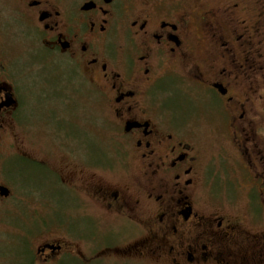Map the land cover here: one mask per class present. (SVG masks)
Segmentation results:
<instances>
[{
  "label": "flooded vegetation",
  "instance_id": "af4514ba",
  "mask_svg": "<svg viewBox=\"0 0 264 264\" xmlns=\"http://www.w3.org/2000/svg\"><path fill=\"white\" fill-rule=\"evenodd\" d=\"M9 1L13 15L4 30L16 34L22 25L34 41L21 53L40 45L48 59L66 56L71 72L65 77L61 66L38 60L22 65L32 78L18 75L0 52V104L10 93L14 100L0 116L13 110L29 142L84 168L78 182L63 181L50 165L12 151L42 175L31 198H17L28 214L17 235V264H135L111 262L105 252L117 240L131 249L142 234L144 244L154 242L157 264H264V0ZM35 90L50 96L52 108L73 109L96 140L106 129L118 165L88 160L86 132L63 134L69 125L60 114L57 129L29 124ZM92 105L103 122L81 112ZM202 132L220 137L212 153ZM84 170L90 173L82 176ZM50 174L73 192L75 204L69 201L63 215L54 192L40 185ZM222 185L242 194L227 203L244 207L243 221L239 211L199 208L207 188L215 196L207 189L209 202L221 201ZM56 224L69 249L45 242L35 251Z\"/></svg>",
  "mask_w": 264,
  "mask_h": 264
},
{
  "label": "rangeland",
  "instance_id": "374dc122",
  "mask_svg": "<svg viewBox=\"0 0 264 264\" xmlns=\"http://www.w3.org/2000/svg\"><path fill=\"white\" fill-rule=\"evenodd\" d=\"M12 15V6L10 4V1L6 0L5 2H0V27L2 26V31L0 28V52H2V60L8 66V68H10L11 70L18 68V75L25 74L26 76L31 77L30 73H24L22 65H28L29 63L38 60H46V66L48 68H53L52 65H56V67L61 66V68L65 71V77L68 76L71 72V69L70 65L68 64V58L66 56L60 55L55 57L54 59H48V51H46V49L40 45L37 46L36 49H34L33 51L27 52L25 55L21 53L27 51V49H30L32 43L29 44V42L33 40L28 37L25 32L22 33V25L15 27L16 34L4 30L9 27V24L6 22L5 19L11 17ZM3 31L6 32L4 33ZM56 73L63 74L60 72ZM34 78L36 77L34 76ZM6 85L10 87L8 84ZM10 89L12 90V88ZM42 96L43 95H41L40 92L35 90L33 97L30 99L31 101H33V103L36 104L33 105V109H31V112L34 114H32L28 119L29 124L36 126L39 129H42L43 127L49 129H57L55 127L57 125V117H54L60 114L67 118V121L64 122V124L66 123L69 125L61 127L63 134L66 132L69 133V135H74L79 134L78 132H80V134H84L86 132L87 138L90 140V142H88L86 146L87 155L93 156L92 159L88 160L100 158L104 160L103 162H106L111 166L118 165L116 153L109 152L108 144L110 143V139L108 131L106 129H103L102 132H99L100 138L102 139L96 140V135L94 133H92L91 131H86L89 129L86 126L85 121L81 119V116L79 114L76 117L73 116V109L52 108L50 96L45 95L44 99ZM97 108L98 107H95V105L89 107L85 106L84 109H81V112L92 114V117H95L99 122H103L102 119H99L100 116H98V118L96 116L99 111V109ZM12 111L13 110H9L8 112L3 113L0 116V125H4V128L0 130V184L6 185L11 190L10 196L6 198L0 196V264H17L16 258H19V256L16 257V255L18 250H21L23 246L21 243L18 242L17 235L20 234L19 232L22 229V223L24 221V219H22V213H24V211L21 212V204L18 199L13 198V194L16 191L13 185L10 184V181L14 182L15 180V185L17 186L19 182L36 183L39 181V178H42V175L36 167L28 166L25 161H20V164L18 166L17 162L15 163V160H12L11 155L23 152V154L43 164L50 165L51 168L60 176L63 181L65 180L70 182H78L76 179L80 173V170L84 169L78 162H74L64 153H57V151H55L54 153H48L41 145H36L37 143L32 144L31 142H29L26 139V135L22 134L21 131L19 132L16 119L14 116H12ZM101 115L108 119L110 117V112L108 108H104V110L101 112ZM68 119H70L71 122ZM207 128L205 127L206 132ZM206 132L201 133V143L204 145L207 151H210V153H212V145H214L215 142L217 143L220 137L210 136V134ZM41 133L43 141L46 142L47 137L45 135V132L41 131ZM221 141H224L227 148L230 150V147L226 142V138L223 137V140ZM12 151L15 154H13ZM84 155L86 156L85 151ZM5 159L7 160V162L4 161ZM128 161V159H124V162L127 163ZM89 173L90 172L84 170L81 175L87 176ZM31 177L33 178V180L31 179ZM81 182H83V180ZM40 185L43 189L46 190L49 188L50 191L54 192L53 199L55 207L60 210L61 215L64 214L65 205L67 206L69 201L70 204H75V200L71 196L73 192L70 191L67 187H63L62 185H60L53 174H50L49 178L45 180L43 179ZM92 188H94V186H92ZM207 189L209 192L211 191L209 188ZM207 189L204 193V199L201 201V203H199V208L201 209V211H206L207 214L212 213L213 211L214 213L222 214L230 213L225 212L227 210H231L234 213L239 211L237 213V217L239 220L243 221L244 207L234 204L230 205L227 203L229 198L232 200L240 198V196L242 195L241 193H238L234 190H229L222 185L221 188H218L220 190L219 196L221 201H218L216 202V204H214L215 202L211 203L208 201L209 197L207 194L209 193ZM215 190L217 189L215 188ZM19 191L23 192V194L25 196H28L29 198H31L32 196V190H30L27 185H24L22 188H19ZM211 193L213 195L211 196V198L214 199V193L212 191ZM18 195L20 197V194ZM253 204L257 208H260L257 202ZM261 205L264 207V204ZM24 214L25 219L28 220V217L26 216L28 215L27 212ZM139 218L142 223H146L147 218L145 216H140ZM57 224L55 231L49 232L51 234L45 233V236L36 240L35 251H37V247L41 246L45 242L62 243L67 249H69V242L65 241L66 239L64 238V236H62L64 233V229L59 230ZM32 229L34 230L36 229V227H32ZM133 229L135 230V235L139 233V227H133ZM140 237L135 238L137 241L135 240V243L130 246L131 249H126L123 248L121 245H118L122 244V241L118 242L117 240L114 246L109 251L105 252V256L111 257L108 259L111 262L118 260L125 261L127 259H131L135 264L159 263V260L153 257V254L150 250L154 248V242L152 240H149L150 245H146L143 243L145 237L141 239ZM151 246L152 248H150ZM76 251V253H79L80 248ZM56 255L59 256L60 253H56Z\"/></svg>",
  "mask_w": 264,
  "mask_h": 264
},
{
  "label": "trees",
  "instance_id": "16d2710c",
  "mask_svg": "<svg viewBox=\"0 0 264 264\" xmlns=\"http://www.w3.org/2000/svg\"><path fill=\"white\" fill-rule=\"evenodd\" d=\"M12 156V160L14 159L15 160V163L17 162V164H18V166H19V164H20V161H25L27 164H28V166H33V167H35L34 166V162L33 161H29L28 159H21L19 156H16V155H11ZM0 157H1V155H0ZM7 159V158H6ZM4 160V161H6L7 162V160ZM8 170V169H7ZM18 172H19V167H18ZM17 175V174H16ZM31 179L33 180V178L31 177ZM12 182V183H11ZM10 184L11 185H13V187H14V189H15V193L13 194V198H18L19 197V195L18 194H20V197L21 196H25L24 194H23V192H20L19 191V188H22L24 185H27V187L30 189V190H32L33 189V187L35 186V182H30V183H23V182H19V184L16 186L15 185V180H14V182L13 181H10ZM25 197H28V196H25ZM56 220L57 221H60V220H62V218H61V215H59V214H56ZM63 221V220H62ZM61 221V222H62ZM63 261V260H62ZM59 264H64L63 262H61V263H59Z\"/></svg>",
  "mask_w": 264,
  "mask_h": 264
},
{
  "label": "water",
  "instance_id": "95a60500",
  "mask_svg": "<svg viewBox=\"0 0 264 264\" xmlns=\"http://www.w3.org/2000/svg\"><path fill=\"white\" fill-rule=\"evenodd\" d=\"M12 103H14L12 94H7V100L4 102L5 105L10 106ZM4 104H0V109ZM10 189L9 187L5 185H0V196L8 197L10 195Z\"/></svg>",
  "mask_w": 264,
  "mask_h": 264
}]
</instances>
